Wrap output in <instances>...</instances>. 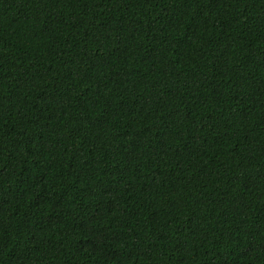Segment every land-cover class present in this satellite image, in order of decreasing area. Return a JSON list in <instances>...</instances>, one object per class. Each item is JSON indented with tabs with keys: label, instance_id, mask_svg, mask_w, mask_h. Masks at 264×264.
I'll use <instances>...</instances> for the list:
<instances>
[{
	"label": "trees",
	"instance_id": "obj_1",
	"mask_svg": "<svg viewBox=\"0 0 264 264\" xmlns=\"http://www.w3.org/2000/svg\"><path fill=\"white\" fill-rule=\"evenodd\" d=\"M0 264H264V0H0Z\"/></svg>",
	"mask_w": 264,
	"mask_h": 264
}]
</instances>
